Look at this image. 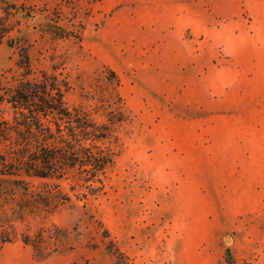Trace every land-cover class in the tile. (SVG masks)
Listing matches in <instances>:
<instances>
[{
	"label": "rangeland",
	"instance_id": "rangeland-1",
	"mask_svg": "<svg viewBox=\"0 0 264 264\" xmlns=\"http://www.w3.org/2000/svg\"><path fill=\"white\" fill-rule=\"evenodd\" d=\"M10 1L21 6L9 16L14 29L0 43V87L18 82L26 51L33 74L56 72L64 78L69 106H115L122 96L135 120L106 192L88 206L62 181L27 177L33 188L61 182L72 195L54 213L26 220L32 230L67 228L65 247L42 259L19 240L3 247L0 264H118L116 246L129 264H227L229 256L237 264H264V205L243 211L234 205V218L223 214L213 220L186 174L196 170L197 156H170L168 145L158 142L150 129L164 115L154 105L156 94H134L136 70L121 77L85 41L94 40L104 26L105 40H252L251 33L264 23V0L84 1L83 13L65 0ZM55 19L73 35L55 37L47 29ZM218 52L225 54V45Z\"/></svg>",
	"mask_w": 264,
	"mask_h": 264
},
{
	"label": "crops",
	"instance_id": "crops-1",
	"mask_svg": "<svg viewBox=\"0 0 264 264\" xmlns=\"http://www.w3.org/2000/svg\"><path fill=\"white\" fill-rule=\"evenodd\" d=\"M251 36L105 40L104 26L85 40L121 77L136 70L134 94H156L164 115L150 129L170 156H197L196 170L186 174L213 220L234 218V205L240 211L264 205V23Z\"/></svg>",
	"mask_w": 264,
	"mask_h": 264
},
{
	"label": "trees",
	"instance_id": "trees-1",
	"mask_svg": "<svg viewBox=\"0 0 264 264\" xmlns=\"http://www.w3.org/2000/svg\"><path fill=\"white\" fill-rule=\"evenodd\" d=\"M65 1L80 12L84 1L102 0ZM20 6L0 0V43L14 29L9 16ZM50 23L47 29L55 37L73 35L57 19ZM80 23L84 28L83 21ZM21 63L24 72L18 82L0 87V251L6 244L20 240L43 259L65 247L64 237L69 230L57 225L32 230L26 220L54 213L61 204L72 201V195L61 182L38 190L27 177L62 181L88 206L106 192L111 171L123 152L125 136L134 131L135 115L122 96L115 106L71 107L65 99L64 78L56 72L33 74L26 51L21 53ZM113 252L118 264H129L120 247ZM227 264L237 262L229 256Z\"/></svg>",
	"mask_w": 264,
	"mask_h": 264
}]
</instances>
